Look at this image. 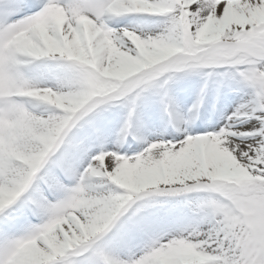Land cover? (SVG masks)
<instances>
[{
	"label": "snow or ice",
	"instance_id": "6c2138e0",
	"mask_svg": "<svg viewBox=\"0 0 264 264\" xmlns=\"http://www.w3.org/2000/svg\"><path fill=\"white\" fill-rule=\"evenodd\" d=\"M0 264H264V0H0Z\"/></svg>",
	"mask_w": 264,
	"mask_h": 264
}]
</instances>
